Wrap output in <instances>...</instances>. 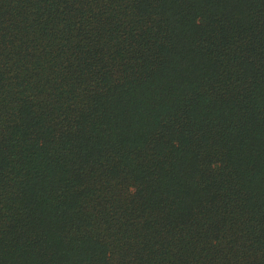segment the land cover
<instances>
[{"label": "trees", "instance_id": "1", "mask_svg": "<svg viewBox=\"0 0 264 264\" xmlns=\"http://www.w3.org/2000/svg\"><path fill=\"white\" fill-rule=\"evenodd\" d=\"M0 264H264V0H0Z\"/></svg>", "mask_w": 264, "mask_h": 264}]
</instances>
